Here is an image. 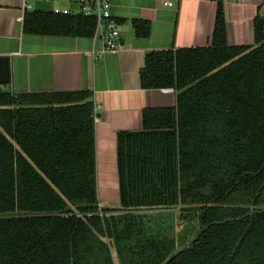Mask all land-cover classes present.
<instances>
[{"label":"trees","instance_id":"trees-1","mask_svg":"<svg viewBox=\"0 0 264 264\" xmlns=\"http://www.w3.org/2000/svg\"><path fill=\"white\" fill-rule=\"evenodd\" d=\"M221 3L210 43L145 55L141 87L172 88L173 103L117 131L118 210L97 196L92 92L0 83V264H264V15L253 43L229 44ZM94 24L48 9L22 18L31 33L90 37ZM133 28L145 37L150 23ZM132 210H158L157 226L145 235L138 217L137 244H123Z\"/></svg>","mask_w":264,"mask_h":264},{"label":"crops","instance_id":"crops-1","mask_svg":"<svg viewBox=\"0 0 264 264\" xmlns=\"http://www.w3.org/2000/svg\"><path fill=\"white\" fill-rule=\"evenodd\" d=\"M110 1L111 13L119 23L121 46L98 58L90 51L102 45L90 37L23 32L24 0H0V55L8 57L9 70L6 87L14 92L87 89L93 102L101 105L95 122L96 177L100 183L108 182L107 175L117 169V131L141 128L143 108L173 103V90L141 87L139 68L146 53L207 45L219 5L216 0H172V5L165 4L166 0ZM48 4L50 10L53 3ZM221 4L228 43H253V18L257 11L264 15V0H226ZM136 19L150 23L149 35H135ZM102 203V207L120 209Z\"/></svg>","mask_w":264,"mask_h":264},{"label":"built area","instance_id":"built-area-1","mask_svg":"<svg viewBox=\"0 0 264 264\" xmlns=\"http://www.w3.org/2000/svg\"><path fill=\"white\" fill-rule=\"evenodd\" d=\"M45 2L53 3L51 11L60 14H81L86 17L94 19V30L90 39L93 42H100V49H93L90 51L93 56L100 58L103 53L107 51H114L121 46V38L119 31V23L113 17L111 13V1L110 0H24L23 9H34L33 3ZM226 1V0H216ZM71 3H75V8ZM167 5H172V0H166L164 2ZM171 89L172 88H167ZM94 108V122L99 120V112L101 105L97 102H93ZM101 206V205H100ZM102 214V213H101Z\"/></svg>","mask_w":264,"mask_h":264},{"label":"rangeland","instance_id":"rangeland-1","mask_svg":"<svg viewBox=\"0 0 264 264\" xmlns=\"http://www.w3.org/2000/svg\"><path fill=\"white\" fill-rule=\"evenodd\" d=\"M70 5H75V3H71ZM33 7H34V9H48L49 4L45 3V2L35 1L33 3ZM114 171H115L114 173L107 175L106 180H108V182H106V183H100L99 179L96 177L97 196L100 199L99 202L102 203L105 201V202L109 203L108 205H112V206H116V207L118 206L120 208L117 169L115 168ZM101 203H99V205H101ZM103 205H105V204H103ZM174 209L177 210V208H174ZM148 211H149V213H153L154 215H156L157 214L156 212L158 210H145V211H141V212H148ZM178 215H179V211H176L175 212L176 220L174 223V230L176 232V236H177V232L181 229V223H180V220L178 219ZM153 217L154 216H151V219ZM134 218L137 219V217H134ZM144 223L146 226H148L150 224V226L152 227V225H153L152 220H150V221L148 220ZM115 263L117 264V260Z\"/></svg>","mask_w":264,"mask_h":264},{"label":"flooded vegetation","instance_id":"flooded-vegetation-1","mask_svg":"<svg viewBox=\"0 0 264 264\" xmlns=\"http://www.w3.org/2000/svg\"><path fill=\"white\" fill-rule=\"evenodd\" d=\"M118 212H121V211H115L114 213L117 214ZM128 212L129 213H127L128 215L126 216V220H125V222L127 221V226L125 227L122 234L124 237L129 236L130 238H123L122 243L127 244V242L125 240V239H127L131 243L137 244L138 235H136L135 233H132V231H130V229L133 227V225H131V224H133L136 220H138V217H141L142 221H144V222H146L148 220L149 221L152 220V224H153L152 227L149 224L144 229V234L147 235V233H149V232L152 233V231L156 228V226H157L155 223L156 220H154V217L151 219V216H154L153 213H150L148 216V215L144 214V212H141V210H132V211H128ZM145 213H149V211L145 212ZM137 214H143V215L137 216ZM134 217H137V219ZM184 222L187 223V221H184ZM183 225L184 224H181V229H182ZM158 230L162 233H165L167 231V227H164L162 229L158 228ZM174 232H175V230H174ZM178 232H177V234H178ZM175 234H176V232H175Z\"/></svg>","mask_w":264,"mask_h":264},{"label":"water","instance_id":"water-1","mask_svg":"<svg viewBox=\"0 0 264 264\" xmlns=\"http://www.w3.org/2000/svg\"><path fill=\"white\" fill-rule=\"evenodd\" d=\"M9 78V70H8V57L6 55H0V83H4ZM170 208H178L180 205H169ZM160 208V207H157ZM262 210H264V205L260 207ZM193 241H191L192 246ZM179 251L175 252L173 255H171L167 261H169L175 254H177Z\"/></svg>","mask_w":264,"mask_h":264}]
</instances>
